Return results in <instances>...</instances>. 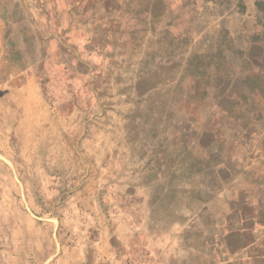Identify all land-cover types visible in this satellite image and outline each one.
I'll list each match as a JSON object with an SVG mask.
<instances>
[{
    "label": "rangeland",
    "instance_id": "rangeland-1",
    "mask_svg": "<svg viewBox=\"0 0 264 264\" xmlns=\"http://www.w3.org/2000/svg\"><path fill=\"white\" fill-rule=\"evenodd\" d=\"M261 142L264 0H0L6 264L10 236L92 262L104 231V264H152L202 162Z\"/></svg>",
    "mask_w": 264,
    "mask_h": 264
},
{
    "label": "crops",
    "instance_id": "crops-1",
    "mask_svg": "<svg viewBox=\"0 0 264 264\" xmlns=\"http://www.w3.org/2000/svg\"><path fill=\"white\" fill-rule=\"evenodd\" d=\"M202 164L199 177L210 181L209 188L183 192L190 200L182 209L189 213L168 231L164 248L158 242L150 244L156 259L152 264H159L164 257L166 264H264L263 143L235 156L207 159ZM192 199L199 201L197 206L190 205ZM10 204L14 210V199ZM98 240L101 254L90 262L82 252L77 264H104L111 258L107 232ZM7 245L9 264H31L32 257L44 261L48 258L46 242L42 252L32 250L27 239L15 246L13 236Z\"/></svg>",
    "mask_w": 264,
    "mask_h": 264
},
{
    "label": "bare ground",
    "instance_id": "bare-ground-1",
    "mask_svg": "<svg viewBox=\"0 0 264 264\" xmlns=\"http://www.w3.org/2000/svg\"><path fill=\"white\" fill-rule=\"evenodd\" d=\"M30 97V96H29ZM32 99H33V97H32ZM25 100V99H24ZM29 102H31L30 101V98L29 99H26V101L24 102V106H22V110L25 112V110H26V112H27V110H29V109H32V111H35L36 110V107H37V105L36 104H34L33 105V107L31 108V106L30 105H28L29 104ZM35 102V101H34ZM25 114V113H24ZM36 123L39 125V120L38 121H36Z\"/></svg>",
    "mask_w": 264,
    "mask_h": 264
},
{
    "label": "built area",
    "instance_id": "built-area-1",
    "mask_svg": "<svg viewBox=\"0 0 264 264\" xmlns=\"http://www.w3.org/2000/svg\"><path fill=\"white\" fill-rule=\"evenodd\" d=\"M0 264H6V262H5L4 258H3V256H1V255H0Z\"/></svg>",
    "mask_w": 264,
    "mask_h": 264
}]
</instances>
